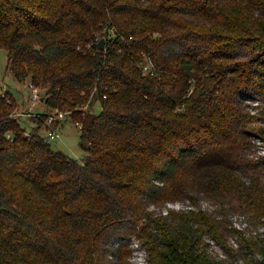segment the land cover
Listing matches in <instances>:
<instances>
[{
  "label": "trees",
  "instance_id": "1",
  "mask_svg": "<svg viewBox=\"0 0 264 264\" xmlns=\"http://www.w3.org/2000/svg\"><path fill=\"white\" fill-rule=\"evenodd\" d=\"M0 48L47 106L27 136L0 92V264H125L133 238L147 264H234L203 245L226 246L224 221L193 206L156 217L147 203L203 194L249 231L264 225L250 136L264 143V0H0ZM54 110L80 128L82 162L43 134ZM231 231L256 256L245 264H264V239Z\"/></svg>",
  "mask_w": 264,
  "mask_h": 264
},
{
  "label": "rangeland",
  "instance_id": "2",
  "mask_svg": "<svg viewBox=\"0 0 264 264\" xmlns=\"http://www.w3.org/2000/svg\"><path fill=\"white\" fill-rule=\"evenodd\" d=\"M29 85V80L20 81L14 76L13 72L10 69L8 52L5 49L0 48V92L9 91L14 94L18 101L17 115L19 116V120L22 126L26 127L28 131H30L34 125V122L31 120V117L28 114L30 112H32L33 114L42 113L47 109V106L41 100L44 96L45 91L41 90L40 101L34 102ZM239 98L244 108L249 111L252 115H258L261 108L263 107V102H261V100L256 97V95L252 92H243L241 93V97ZM94 107L96 108H94V112L99 113L101 110L99 103L96 104ZM60 130V137L51 142L52 148L56 150H62L71 157L82 162L85 159L87 152H85V150H83L80 145V128L76 124L72 123L71 119L68 118L64 126L60 127ZM46 133V130H43V134L46 135ZM250 136L257 145L254 150L255 153L264 158L263 140L259 135H256L255 133H250ZM171 204L174 205V208ZM188 206H193L194 210L203 209L205 211H208L212 216L216 217L218 220L224 221V225L222 228L224 231L223 233L225 235V239L227 241L226 246H223V244L218 243L215 239H208V235L204 236L203 245L211 255H213L215 258L231 261L234 264H245L247 261H250L256 257L253 254H249V251L246 249L245 243L240 241L231 231V229L233 230L234 228L233 223L235 222V219H240L238 215L242 214L231 213L228 217H226L221 212L222 205L218 201L209 198L206 195H199L196 203L193 202V199L190 197H187L185 199H176L172 200L171 202L169 201L161 204L147 203L148 209L155 213L156 217L160 215L166 216L167 210H169V212H175L186 209L187 211L189 210ZM242 217V222L247 221L250 226L247 216L242 215ZM226 218L228 219V222H225L224 219ZM238 222L241 223L240 220H238ZM241 226H243V224H241ZM251 226L254 227L255 225ZM244 236L246 238H252L254 241L264 239V236H262L261 234L256 235L254 231L249 230L245 231ZM124 242L125 241H122L120 238H115L113 242L109 241L108 245L111 246L113 250H115L119 246V244ZM138 244L139 242L137 241V239L133 238L130 242L132 254L125 264H142L144 262L146 254L143 252L141 244ZM227 247L233 249L235 253H231V251ZM115 255L116 254L109 252V257L111 258V260L116 259Z\"/></svg>",
  "mask_w": 264,
  "mask_h": 264
},
{
  "label": "built area",
  "instance_id": "3",
  "mask_svg": "<svg viewBox=\"0 0 264 264\" xmlns=\"http://www.w3.org/2000/svg\"><path fill=\"white\" fill-rule=\"evenodd\" d=\"M154 66L152 61L146 57L145 58V62L142 65V69H143V73L146 74H154V70H153ZM29 88L31 89V93H32V98L34 102L40 101L41 96H40V92L41 89L32 85L30 83ZM42 100V99H41ZM84 111H91L92 113H95L94 108H91V106L86 105L82 108ZM30 117H34L36 119L42 118L41 115L39 113H32L30 112L28 114ZM70 116V112H64V111H59V110H54L51 113L48 114L47 118H46V124L44 126V130H46V135L45 137L47 138V140L49 142H52L54 140H56L57 138L60 137L61 135V130L60 127L64 126L65 122L67 121V119ZM59 128V129H58ZM26 135L30 136V131H26ZM172 207L174 208V205L171 204ZM167 214L169 213V210L166 211ZM240 217L235 219L234 227L242 232H245L246 230H249V224L246 222H242L243 217L242 215H238ZM238 220H240L241 223L238 222ZM241 224H243V226H241ZM251 231H254V233L256 235L261 234L262 236H264V225L258 227L257 229L252 228ZM139 245V244H138ZM143 252L145 253V251L143 250ZM146 254V253H145ZM142 264H147V255L146 258L144 259V262Z\"/></svg>",
  "mask_w": 264,
  "mask_h": 264
},
{
  "label": "water",
  "instance_id": "4",
  "mask_svg": "<svg viewBox=\"0 0 264 264\" xmlns=\"http://www.w3.org/2000/svg\"><path fill=\"white\" fill-rule=\"evenodd\" d=\"M98 49L104 50L105 49V39H101L100 42L98 43ZM44 101V99H42Z\"/></svg>",
  "mask_w": 264,
  "mask_h": 264
}]
</instances>
